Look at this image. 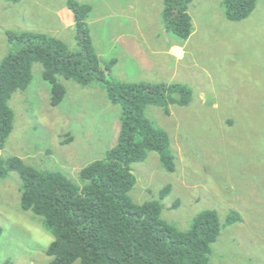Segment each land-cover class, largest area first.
<instances>
[{
  "label": "rangeland",
  "instance_id": "374dc122",
  "mask_svg": "<svg viewBox=\"0 0 264 264\" xmlns=\"http://www.w3.org/2000/svg\"><path fill=\"white\" fill-rule=\"evenodd\" d=\"M68 1L0 0V62L15 48L8 31L45 33L76 49L74 28L60 16L73 17ZM74 1L91 6L88 21L100 60H119L110 78L154 82V72L136 69L123 49L124 37L132 33L145 40L148 62L163 68L157 83L191 91L190 103L170 106L169 115L160 107L146 108V116L169 135L175 171H165L159 155L149 152L132 165L131 200L159 201L161 217L179 231H187L200 212L216 211L222 230L209 264H264V0L241 22L227 20L222 0H195L190 7L195 29L186 41L159 29L162 0ZM130 16L147 28L127 29L133 28ZM42 69L35 63L30 86L9 101L14 128L0 155L60 172L78 184L80 170L115 146L120 110L101 84L62 78L65 98L52 107ZM21 184L14 171L0 178V264H48L46 250L54 238L41 217L21 209ZM167 185L171 191L160 199ZM231 211L241 222L226 223Z\"/></svg>",
  "mask_w": 264,
  "mask_h": 264
},
{
  "label": "trees",
  "instance_id": "16d2710c",
  "mask_svg": "<svg viewBox=\"0 0 264 264\" xmlns=\"http://www.w3.org/2000/svg\"><path fill=\"white\" fill-rule=\"evenodd\" d=\"M194 1L162 0L161 19L167 33L182 41L189 39L194 27L190 15ZM256 3L222 0L231 22L247 19ZM67 7L74 17V50L45 33L6 32L15 48L0 62V152L14 128L9 101L15 92L30 86L35 63L42 65L52 107L65 98L60 78L83 86L101 84L110 102L120 110L117 142L103 160L80 170L78 184L60 172L40 171L18 157L4 160L1 155L0 178L11 171L20 176L21 209L41 217L54 238L46 250L48 264H209L211 247L222 230L216 211L200 212L187 231H179L163 220L159 201L137 204L129 197L136 184L132 165L143 162L149 152L159 155L165 171H175L169 135L146 116V108L160 107L169 115L170 106L190 103V89L163 82L113 80L110 77L116 61L103 63L93 45L88 23L91 6L69 0ZM170 191L171 186H165L160 199ZM241 220L238 212L231 211L226 223ZM2 231L0 226V236Z\"/></svg>",
  "mask_w": 264,
  "mask_h": 264
},
{
  "label": "crops",
  "instance_id": "0c3cea01",
  "mask_svg": "<svg viewBox=\"0 0 264 264\" xmlns=\"http://www.w3.org/2000/svg\"><path fill=\"white\" fill-rule=\"evenodd\" d=\"M60 16H61V18H62V20H63V22H64L66 27H70L71 26V28H73V26H74L73 17H71L70 20H64L63 19V15L60 14ZM130 21H131V23H133V26H132L133 28H127V29H145V28H147L146 24L142 25V20L138 21L137 16H134V17L130 16ZM88 23H89V21H88ZM159 29H164L163 24L161 25V27ZM193 29H195V28L193 27ZM90 34H91V32H90ZM91 38H92V41H93L92 34H91ZM132 39L135 42L134 44H133V42H131ZM93 45H94V48H95L94 41H93ZM175 47H177V46H175ZM123 49L132 58L133 66L136 69H140V70H143V71H147V69H149L150 71L152 70V72H154L153 73V75H155L154 82H150V83H157V81H159L157 79H158V77H161L160 74L162 73V69L163 68L158 69V68H156L155 64H153L152 62H150V63L148 62V59L146 58V56H148L147 55V45H146L145 40H142L141 36L135 37L131 33V35L129 37H124V39H123ZM167 50L170 51L171 48H168ZM136 51H139V53H136ZM153 54H154V52H153ZM97 55L99 56V54H97ZM137 56H139V59H137ZM114 60L116 61V63H115V65L112 68L111 76H114V73H115L116 69L118 68V64H119V60L117 58H114ZM157 72H159L160 74L157 73ZM142 82H145V81H142ZM146 82H148V81H146ZM158 83H161V82H158ZM168 84H170V83H168Z\"/></svg>",
  "mask_w": 264,
  "mask_h": 264
}]
</instances>
